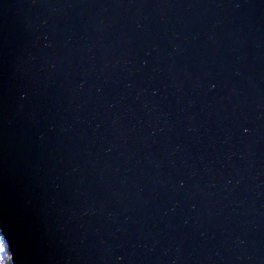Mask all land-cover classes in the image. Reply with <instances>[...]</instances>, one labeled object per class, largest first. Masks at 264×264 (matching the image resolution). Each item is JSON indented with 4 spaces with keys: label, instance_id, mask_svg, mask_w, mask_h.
<instances>
[{
    "label": "water",
    "instance_id": "95a60500",
    "mask_svg": "<svg viewBox=\"0 0 264 264\" xmlns=\"http://www.w3.org/2000/svg\"><path fill=\"white\" fill-rule=\"evenodd\" d=\"M0 231L13 264H264V0H0Z\"/></svg>",
    "mask_w": 264,
    "mask_h": 264
},
{
    "label": "trees",
    "instance_id": "16d2710c",
    "mask_svg": "<svg viewBox=\"0 0 264 264\" xmlns=\"http://www.w3.org/2000/svg\"><path fill=\"white\" fill-rule=\"evenodd\" d=\"M0 264H13L6 241L0 231Z\"/></svg>",
    "mask_w": 264,
    "mask_h": 264
}]
</instances>
